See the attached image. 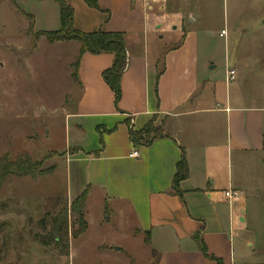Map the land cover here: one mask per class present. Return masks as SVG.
<instances>
[{"label": "crops", "instance_id": "0c3cea01", "mask_svg": "<svg viewBox=\"0 0 264 264\" xmlns=\"http://www.w3.org/2000/svg\"><path fill=\"white\" fill-rule=\"evenodd\" d=\"M64 1L73 9L75 29L121 32L127 50L117 103L102 79L111 53L84 52L76 78L74 70L70 73L79 91L76 112L67 114L75 122L67 128L78 152L67 150L65 156L91 163L80 171V192L68 201L89 186L88 197L95 189L103 193L105 209L107 201L115 202L120 230L130 231L141 244V264H251L264 259H253L262 221L260 209L251 204L260 192L256 184L247 185L264 183V61L257 59L264 50L258 45L263 50L258 54L254 48L255 34H242L246 47L239 45L232 64L225 56L216 70L214 56L202 47L196 31L204 7L199 3L97 0L98 8H90L83 0ZM260 28L264 32V23ZM219 31L222 36L225 30ZM75 48L78 56V42ZM227 68L235 71L233 81H227ZM151 120L161 124L162 134L149 144L134 142L131 130L140 133ZM98 149L97 156L90 154ZM133 149L138 157L129 156ZM181 153L188 176L178 183L177 193L171 185ZM228 190H239L241 196L230 201ZM196 234L208 256L200 251ZM70 243L69 238L67 256ZM118 250L130 262L134 259L133 252L122 246Z\"/></svg>", "mask_w": 264, "mask_h": 264}, {"label": "rangeland", "instance_id": "374dc122", "mask_svg": "<svg viewBox=\"0 0 264 264\" xmlns=\"http://www.w3.org/2000/svg\"><path fill=\"white\" fill-rule=\"evenodd\" d=\"M178 1L204 6L195 27L205 43L202 47L214 56L216 70L224 65L225 56L232 64L241 44L245 46L248 41L240 39L242 34H255L254 48L258 54L264 50V32L260 28L264 23V0ZM193 12L198 15L200 11ZM30 23L32 35L28 30ZM59 28V8L53 0H0V156L7 154L13 160L26 154L33 160H42L46 168L55 166L47 176L9 177L1 187L0 264H141L138 237L120 230L121 218L115 202L107 201L105 209L103 193L96 189L86 202L88 227L78 238L71 235L77 228L73 217L68 219L69 256L62 248L46 247L37 239L44 234L37 222L80 192V175L84 179L80 171L91 163L77 157L69 161L65 156L67 150L70 154L78 152L72 145L73 132L67 128L75 122L68 120L67 114L76 112L78 100L79 88L70 76L77 41L50 43L36 34ZM222 28L227 35H218ZM258 45H263V50ZM257 59L264 61V51ZM155 121L151 120V127L162 132L161 124L155 126ZM131 133L134 142L147 139L142 131ZM254 184L260 195L251 206L260 209L257 217L262 221V239L253 259L264 255V183H247L248 187ZM120 246L136 254L129 252L134 257L131 262L118 250ZM251 264H264V259Z\"/></svg>", "mask_w": 264, "mask_h": 264}, {"label": "trees", "instance_id": "16d2710c", "mask_svg": "<svg viewBox=\"0 0 264 264\" xmlns=\"http://www.w3.org/2000/svg\"><path fill=\"white\" fill-rule=\"evenodd\" d=\"M12 1V0H11ZM59 8L60 28L56 31H37L39 37H45L50 43L60 41H77L79 44V55L75 61L71 63L74 70L73 77L76 78L77 64L80 55L84 52L90 54L111 53L113 55L111 66L102 72V79L113 92L115 103L120 99V76L126 67L127 50L125 49L124 34L121 32H103L101 30L92 31V33L81 32L73 27V9L64 0H53ZM88 7L98 8L97 0H83ZM19 10V9H18ZM29 34L32 35L31 23L28 26ZM33 38V37H32ZM33 40V39H32ZM34 42V41H32ZM35 46V45H34ZM33 46V47H34ZM152 122L149 121L141 130L147 134V139L143 143L149 144L151 139L161 135L159 128H152ZM131 139L133 134L130 133ZM101 145L102 141L99 140ZM100 149L90 153L94 157L98 155ZM180 160L176 164L174 177L172 180V190L180 193L178 183L185 179L187 174V164L183 154L180 155ZM55 169V166L44 167L42 160H33L26 154H20L15 159L11 160L7 154L0 156V190L1 187L9 180V177H28L36 178L47 176ZM89 195V186L81 191L80 195L72 201H64L56 212H48L41 218L37 225L44 230V234L37 236L38 241L46 247L53 246L57 249L66 251L69 245L70 224L68 219L73 217L74 224L77 228L71 233L74 238L81 235L87 228L84 219V205ZM59 201V200H58ZM3 224H0V233L2 232ZM195 239L199 244V249L205 256H208L205 247L200 241V237L196 234ZM144 241L149 242L147 235L144 236ZM67 254V251L65 252ZM157 261V260H156ZM155 263V261H153ZM217 264H222L220 260H216ZM242 264V263H239Z\"/></svg>", "mask_w": 264, "mask_h": 264}, {"label": "built area", "instance_id": "2783aa9c", "mask_svg": "<svg viewBox=\"0 0 264 264\" xmlns=\"http://www.w3.org/2000/svg\"><path fill=\"white\" fill-rule=\"evenodd\" d=\"M153 2L154 1H157V0H152ZM221 34H225V31H222ZM226 78H227V81H233L235 79V71L231 68H227V71H226ZM129 156L130 157H138L139 156V153L137 150L133 149L131 151V153H129ZM225 196L230 200V201H236L238 200V198L241 196V191H233V190H228V191H225Z\"/></svg>", "mask_w": 264, "mask_h": 264}]
</instances>
